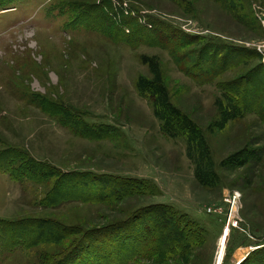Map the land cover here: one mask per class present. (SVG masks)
Returning a JSON list of instances; mask_svg holds the SVG:
<instances>
[{
    "label": "rangeland",
    "instance_id": "rangeland-1",
    "mask_svg": "<svg viewBox=\"0 0 264 264\" xmlns=\"http://www.w3.org/2000/svg\"><path fill=\"white\" fill-rule=\"evenodd\" d=\"M0 1V153L20 151L56 171L34 182L0 170V264H41L46 253L73 264L86 250L83 264H92L101 255L97 237L115 260V238L125 236L127 248L142 253L137 264H237L264 248V121L254 113L228 120L220 90L264 73V0ZM179 36L189 40L181 51ZM231 48L259 56L211 83L198 75L204 50L223 57ZM139 80L164 88L204 145L165 134ZM111 180H133L140 192L121 197L124 184ZM159 207L192 225L198 239L180 252L149 253V239L160 236ZM29 219L75 232L33 249L9 246L2 223Z\"/></svg>",
    "mask_w": 264,
    "mask_h": 264
},
{
    "label": "trees",
    "instance_id": "trees-1",
    "mask_svg": "<svg viewBox=\"0 0 264 264\" xmlns=\"http://www.w3.org/2000/svg\"><path fill=\"white\" fill-rule=\"evenodd\" d=\"M1 2V1H0ZM94 15H97L91 19V22L96 23V20H99L98 17V7H91ZM100 16V15H99ZM103 16V15H102ZM90 19V18H89ZM157 29V28H156ZM158 31V30H157ZM137 35H140L142 32L138 29ZM159 33V31H158ZM156 30L153 31L151 37L157 38L158 35H155ZM144 37H149L147 34H144ZM147 35V36H146ZM150 38V37H149ZM158 39V38H157ZM187 37L179 36L180 43L175 44V48L177 51H181V48L184 45L188 44L189 40L187 41ZM187 41L183 43L182 41ZM171 41V39L169 40ZM159 41H155L158 43ZM161 43V42H160ZM167 48L170 49L171 55L175 58L177 53H174V50L170 46L169 43L164 44ZM173 50V51H172ZM204 57H200L198 64L199 67H195L199 70L198 75H202L207 82L215 81L225 72L232 70V68L244 64L248 62L252 56L258 57L259 54L255 53V51L251 50H238L236 48L229 49L228 54L224 55L223 57H219L222 53L218 52H208L206 50ZM175 54V55H174ZM208 54V55H206ZM216 54V55H215ZM238 55L235 59V55ZM210 55V56H209ZM176 60V59H175ZM177 62V61H176ZM204 65H211L212 69L208 72H205L204 69L201 70L202 64ZM178 63V62H177ZM208 63V64H207ZM178 67L184 71L188 72L184 69L181 65L178 64ZM262 67V68H261ZM261 71H263L264 67L261 66ZM194 74V73H192ZM193 78V77H192ZM245 80V82L243 81ZM138 89L142 95L149 94L153 96L155 99L153 100L154 107L156 110L157 117L163 122V131L167 135H184L190 146H199V144H203L200 142V137L197 129L193 127L192 121L183 116L181 112L175 107L173 108L168 103V97L164 90V88L158 86L157 84H150L146 80H139L138 82ZM220 90L223 92V96L227 100V108L226 112L228 113L227 119L228 120H235V119H242L249 113H254L258 116L259 119L264 121V73H257L255 76L249 74V76L244 77L242 79L232 81L229 83L221 84ZM156 95V96H155ZM46 109V108H45ZM261 110L263 112L261 113ZM67 119L68 116H65ZM83 124V123H82ZM86 130L87 133L85 137L91 136V132L93 129L88 127L86 124L82 125ZM204 145V144H203ZM15 156V157H14ZM48 165L37 163L28 156L24 155V153L20 151H4L0 153V170L9 174L11 178L15 181H23V180H30L34 182H42L48 181L49 177L56 173L55 169L47 167ZM45 172V173H42ZM111 182H118L115 186H122L124 184V192L121 197L125 195H136L140 191L139 184L133 185V180L130 181H118V180H111ZM59 188V183H58ZM141 188V187H140ZM53 193L54 197H62L59 194V189H53L51 193ZM61 193V192H60ZM69 192H66L65 195H68ZM93 193V192H91ZM89 193V194H91ZM70 194V193H69ZM53 195L49 196V201L52 202L54 199ZM84 195V194H83ZM99 195V194H98ZM116 195V194H115ZM101 201H105L108 199H102L103 195H99ZM64 197V196H63ZM118 197V196H117ZM106 198V195H104ZM108 198H114L108 195ZM159 214L162 215L160 218L159 223L154 225L157 229V233L160 234L159 237H151L149 239V253L152 251H157L158 254H161L164 251H172L174 248L179 252L183 249L188 248L191 245L192 241L198 239V234L192 235L193 232L191 231L192 225L189 223L187 224L181 216L175 215V212L170 208H161L159 207ZM157 211V212H158ZM153 218V216H152ZM160 222H164L165 225L163 226ZM166 226V227H165ZM1 232L3 234L5 242L9 243V246L14 248H23V249H33L35 248L34 245L40 243H52L59 240H67L70 236L75 232L74 227H66L61 223L56 222H48L47 220L41 219H29V220H21V221H13V222H3L1 226ZM186 234V235H185ZM103 237V236H102ZM87 238V234L80 235L79 239H76L74 246H72L68 251L64 252L62 255L63 258H68L72 255V252L76 250L77 246L83 241L85 243V239ZM125 236L120 239L115 238V246L116 249H120L118 255V259L112 260V252L109 251V248L105 247L102 243L101 239L95 240V243L101 248L99 249L100 257L92 258L94 263L91 260L87 261L92 264H137V260L141 258L142 253L140 251L135 252L133 251L132 247L128 244L129 248H127L126 243L123 241L125 240ZM140 241V239L136 240ZM93 242V241H92ZM114 243V241H113ZM126 245V246H125ZM7 245H5L6 247ZM104 246V247H103ZM93 248H96L95 244H93ZM148 249H143V252L147 251ZM105 250V251H103ZM174 250V251H175ZM117 252V251H115ZM178 253V252H177ZM79 256L75 258V263L79 262V264H83L87 257H83L82 255L90 256V251L86 250V253L83 252L78 254ZM41 264H63L62 261H55L53 256L49 254L41 255ZM121 260V261H120ZM38 264V262H37ZM72 264V263H70ZM87 264V263H86ZM241 264H264V248L254 250Z\"/></svg>",
    "mask_w": 264,
    "mask_h": 264
},
{
    "label": "built area",
    "instance_id": "built-area-1",
    "mask_svg": "<svg viewBox=\"0 0 264 264\" xmlns=\"http://www.w3.org/2000/svg\"><path fill=\"white\" fill-rule=\"evenodd\" d=\"M261 52V54H262V62H263V64H264V47H263V49L260 51ZM231 200V199H230ZM231 203H232V201H231ZM235 205V204H234ZM233 209L231 210V215H233V212H234V206L232 207ZM232 218V217H231ZM231 218H230V220H231ZM228 225H230V223L228 224Z\"/></svg>",
    "mask_w": 264,
    "mask_h": 264
},
{
    "label": "bare ground",
    "instance_id": "bare-ground-1",
    "mask_svg": "<svg viewBox=\"0 0 264 264\" xmlns=\"http://www.w3.org/2000/svg\"><path fill=\"white\" fill-rule=\"evenodd\" d=\"M236 204V203H235ZM235 210H236V205H234V212H235ZM226 227H229V225H227ZM245 257H242L239 261H237V264L238 263H242L243 262V259H244Z\"/></svg>",
    "mask_w": 264,
    "mask_h": 264
},
{
    "label": "water",
    "instance_id": "water-1",
    "mask_svg": "<svg viewBox=\"0 0 264 264\" xmlns=\"http://www.w3.org/2000/svg\"><path fill=\"white\" fill-rule=\"evenodd\" d=\"M238 264H240V263H238Z\"/></svg>",
    "mask_w": 264,
    "mask_h": 264
}]
</instances>
